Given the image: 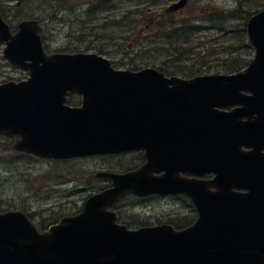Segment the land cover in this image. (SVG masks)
<instances>
[{
	"label": "water",
	"instance_id": "1",
	"mask_svg": "<svg viewBox=\"0 0 264 264\" xmlns=\"http://www.w3.org/2000/svg\"><path fill=\"white\" fill-rule=\"evenodd\" d=\"M248 30L257 54L247 69L185 80L156 69L117 71L96 54L46 55L37 21L12 35L0 14L6 57L31 75L0 85V134L47 157L146 149L149 161L125 175L101 173L115 188L88 199L70 231L62 220L40 234L25 213H1L0 264H264V11ZM75 91L81 107L65 104ZM229 105L241 107L216 108ZM155 161L217 176L172 180L164 165L165 175H145ZM131 191L186 193L199 218L182 230H128L107 208Z\"/></svg>",
	"mask_w": 264,
	"mask_h": 264
},
{
	"label": "rangeland",
	"instance_id": "2",
	"mask_svg": "<svg viewBox=\"0 0 264 264\" xmlns=\"http://www.w3.org/2000/svg\"><path fill=\"white\" fill-rule=\"evenodd\" d=\"M111 1L114 2V0ZM178 1L180 0H175V2ZM15 2L16 0H0L3 17L7 18L12 27H16L24 19L41 21L42 37L44 35L48 52H100L106 55L115 67L122 69L132 64L131 59L123 55L125 52L134 54L132 58L137 57L140 64H143L142 66L154 63L159 67L165 59V51L156 49L148 53L149 62L142 61L140 51L151 44V41L149 37H145L143 31H139L138 24L142 19L147 21L146 18L149 19L150 24L153 21L150 15L162 13L164 11L162 9L172 2L160 5L128 4V0H120L116 4H108L111 7L106 8V10L114 9V6L118 8L119 14L116 17L113 15L108 17L109 13L105 11L98 13L94 6L100 4V0H21L19 4L18 1ZM188 4L189 8L184 12L186 21L195 18L193 24L205 26L208 21L207 15L225 10L229 16L227 19L230 26H233L235 32H242L245 26L249 17L245 10L251 9V12L255 13L258 11L256 9L264 8V0H189ZM238 4H241L240 10L243 14L237 16L234 14V9ZM208 6L211 7L208 8ZM171 17L175 19L178 15L172 14ZM153 24L155 23L150 25ZM90 27L93 29L90 30ZM207 30L197 31L199 39L196 44L200 48L196 49V53L190 55L189 59L182 58L181 60H186L185 64H195L196 67L205 65L201 72L197 68V74L235 71L236 68L227 70L226 65L233 62L235 64L236 61L246 62L254 56L252 49L250 53L246 52V48L233 52L231 47L233 40L229 37H220L221 31L213 32L211 35ZM133 35L136 40H141L131 49L127 46ZM246 45L247 48H251L250 44ZM24 75L23 70L16 68L4 58L3 46L0 45V82L18 80L17 77L23 78ZM12 154L13 151L7 149L6 144L0 143V210L10 206L24 205L36 214L42 213L43 219L47 220L61 209L70 208V212H76L89 194L110 185L109 179L107 181L103 177L96 179L91 176L93 172L100 173L104 170L111 173L118 172L135 162L139 164L142 161L140 157L135 156H100L95 160L79 158L76 159L77 161L49 162V165L47 159L28 156H16L13 159ZM57 171L61 174L65 172V177H61ZM171 198L175 197H169L168 200L149 198L141 203H134L128 199V201L120 202L119 208L122 209L123 219L133 226L139 225L135 224L139 222L141 225L152 224L150 221L157 219L159 220L157 222H169L170 220L172 223H183L184 218L182 220L176 218L187 215H190L188 222L190 223L197 217V212L190 199L172 200ZM35 218L42 223V218L39 216Z\"/></svg>",
	"mask_w": 264,
	"mask_h": 264
},
{
	"label": "trees",
	"instance_id": "3",
	"mask_svg": "<svg viewBox=\"0 0 264 264\" xmlns=\"http://www.w3.org/2000/svg\"><path fill=\"white\" fill-rule=\"evenodd\" d=\"M240 5L238 4L237 7L234 9V14L235 15H242L243 12L240 10ZM243 5V4H242ZM109 8L111 6H108V4H97L94 6L95 9L100 10L101 8ZM109 10V9H107ZM259 10V9H256ZM254 12V11H253ZM245 13L249 15L252 14L251 9L245 10ZM228 13L225 10H219V12L211 13L210 15L206 16L207 23L205 26L210 25V30L208 32L213 35V32L219 33L221 31L220 37H229V39L233 40V43H231L232 51L233 52H238L241 48H246L249 53L251 52V48H247L246 44H250L249 42V37L246 29V23L245 26L241 31H236L234 30L233 26H230V22L227 19ZM248 17V18H249ZM247 18V20H248ZM156 24V30L157 32L155 33V39L153 40L154 44L152 45L150 50H143L142 52V58L144 60L148 59V53L151 51H154L156 49L158 50H164L166 55L165 59L162 60L161 64H159L160 69L168 71V72H174V73H179V74H185V76H191L196 73V70L198 68V71L201 72L202 69L205 68V65H199V67H196L195 64H185L184 62L186 61H181L182 58L189 59L190 55H194L196 53V49H199L200 47L196 44L197 40L199 39V34H197V25L186 21L185 19H182V17L177 18V20L173 21L171 20L168 22V20H164L163 22L159 21ZM218 29L217 31H214L212 29ZM93 28L90 27V30ZM208 29V28H207ZM104 38V37H103ZM105 39V38H104ZM161 41V43H159ZM253 50V49H252ZM150 60H146V62H149ZM248 62H242L239 63L238 61L233 63H229L226 65L227 70H232V69H240L245 66V64ZM0 143L6 144L7 149H11V143L12 140L8 137L5 136H0ZM16 156H28L26 154H21L16 152V154L13 152L11 157L13 159L16 158ZM10 157V158H11ZM61 174V173H60ZM62 174H65L63 172ZM28 198H26L27 200ZM24 207V205H21ZM28 207V206H27ZM26 209V207H24ZM189 217L190 215L187 216H181L177 217V219L182 220L184 218V223L189 222Z\"/></svg>",
	"mask_w": 264,
	"mask_h": 264
},
{
	"label": "flooded vegetation",
	"instance_id": "4",
	"mask_svg": "<svg viewBox=\"0 0 264 264\" xmlns=\"http://www.w3.org/2000/svg\"><path fill=\"white\" fill-rule=\"evenodd\" d=\"M145 3H149V2H143V4H145ZM146 199H149V198H146ZM143 200V199H142ZM52 220H47V219H42V224L43 225H47L48 223H50ZM157 221H159L158 219L156 220V221H150V223H152V224H158V222ZM41 223V222H40ZM146 224H149V223H146ZM47 228V226L46 227H44V229H46Z\"/></svg>",
	"mask_w": 264,
	"mask_h": 264
}]
</instances>
